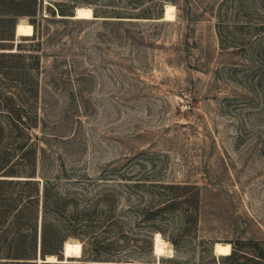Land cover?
I'll use <instances>...</instances> for the list:
<instances>
[{
	"label": "rangeland",
	"instance_id": "374dc122",
	"mask_svg": "<svg viewBox=\"0 0 264 264\" xmlns=\"http://www.w3.org/2000/svg\"><path fill=\"white\" fill-rule=\"evenodd\" d=\"M79 8L95 19H73ZM0 20L12 21L0 24V177L18 178L0 185V264L17 263L18 233L38 253L15 217L41 212L46 180L52 210L80 230L52 216L49 248L61 247L47 255L80 242L71 264H205L230 244L240 264H264L251 261L264 250V0H0ZM21 21L33 36L15 37ZM112 198L109 231L99 211Z\"/></svg>",
	"mask_w": 264,
	"mask_h": 264
},
{
	"label": "trees",
	"instance_id": "16d2710c",
	"mask_svg": "<svg viewBox=\"0 0 264 264\" xmlns=\"http://www.w3.org/2000/svg\"><path fill=\"white\" fill-rule=\"evenodd\" d=\"M14 5L18 7V4L15 3ZM14 12H18L20 15H26V13H27V11H23L22 8L17 9V11H14ZM63 16H65V15H63ZM1 23H6V24L10 25L12 23V21L11 20H8V21L0 20V24ZM0 44H2V43H0ZM1 51H3V50L0 49V52ZM11 51H13V50H11ZM10 53H14V52H10ZM0 54H4V53H0ZM2 68H4L3 63L0 64V69H2ZM13 121L16 122V123H14V125L11 124V126H13V127H15L16 124H19L22 126L25 124L23 120H21L20 118H17V117L16 118L13 117ZM17 148H18L17 150H20V151L22 150V151H24V154H26V153H28V151L30 149H32V143L25 141L23 143H20V145H18ZM29 178L30 179L27 180L26 182H36L35 180H37V179H35L36 177H35L34 173H31ZM13 179H18V178L0 177V185H6L7 182H13L14 181ZM50 182L51 181L46 180L43 187H42V190H41L43 197L41 200V208H40V210H41L40 213L42 214L40 228H39V222H38L39 214H40L39 213V201H37V207L34 209V211H31V213H27L26 208H21L17 211L16 217H15V223L17 225L18 230H20V227H22V225L24 224V218H27V222L30 225V232H31L30 237H31V240H33V242L35 244H37L38 253H36V256L33 255V258H27V257H30L32 255L24 253L25 252V251H23L24 249H21L20 247H18L17 241H21L24 238L23 235L18 233L16 235V237L14 238L13 242L8 244V250L9 251H8V253H6L7 257H13V258H9V259H17L18 260L17 263H12V264H38V263H36V261H37L39 256H41V258H43V259L47 256H57L60 259L63 258L62 253L56 254V255H47V253H49L51 251H53V252L58 251V249L61 247V243L59 241V244H57L55 248H53V249L49 248L50 240L52 239L51 237L54 235L53 231H51L52 226H51L49 221H53L52 216H58V217L63 218L65 223L70 225V227L72 228L74 226L75 222L77 221V219H79V218L77 215L68 216V215H65L64 213L58 214V212H54L52 210L51 201L49 200V196H48L49 195L48 190H49V188H51V186L49 185ZM9 184H11V183H9ZM39 195H40V190L37 187L36 195H35V197L31 196L32 198L30 199V201H34V200L38 199ZM107 201H108L107 207L109 206L107 208L108 210L105 212L99 211V213L106 215V219L108 222H110V225L108 226V228L106 227L104 230L108 229L110 231L111 229H114L116 226L117 227L119 226L120 218H119V216L116 212V209H115L116 200H113V198H112L109 200L107 199ZM169 207H171V206H169ZM10 209H11V206L8 205L7 211H9ZM138 212L139 211H137V213ZM148 213L149 212H146L145 217L147 216ZM2 215H4V214H2V212H0V219H1L0 220V232L2 231V226L5 222V219H4L5 217ZM84 215L88 216L87 214H84ZM158 215L161 216V213L158 212ZM152 216H154V215H152ZM117 227L115 229H117ZM73 228L74 229H70L71 231H69V232H74L72 234L77 235V233L80 230L77 229L75 226ZM156 230H159V232L163 236H165L163 229H157L156 228ZM109 233H111V232H109ZM170 241H172L174 243L175 247H177V244L174 241V239H170ZM147 244L149 246H151L150 239H147ZM84 245H83V252H85V246ZM83 252H82V254H83ZM257 255L258 256L253 255L254 258H252L251 261L256 262L255 261L256 257L264 261V250L259 251V253H257ZM245 257H246V254L241 249L233 247L232 252L229 256H221L219 258H216L214 255L212 256L209 253V256H208L209 261H206V262L203 261V263H205V264H227V263L240 264V259L245 258ZM93 259H94L93 262H104V261H101V257L98 255L97 251H95V254L93 255ZM105 262H110V261H105ZM71 263H74V261L71 260L69 263H49V264H71ZM256 264H258V263H256Z\"/></svg>",
	"mask_w": 264,
	"mask_h": 264
},
{
	"label": "bare ground",
	"instance_id": "6f19581e",
	"mask_svg": "<svg viewBox=\"0 0 264 264\" xmlns=\"http://www.w3.org/2000/svg\"><path fill=\"white\" fill-rule=\"evenodd\" d=\"M174 8L175 7L171 5L166 6L165 15H164L163 20L165 21L173 20ZM72 18L76 20H91V19H95V16L91 8H79L75 16H73ZM16 26H17V35H18L17 38L33 36L34 27L32 24L21 21ZM154 242H155L154 243V255L157 257H163L171 249V248L169 249L170 243L164 241L161 234L159 233L156 235ZM216 245H217L218 253H220L222 256H229L231 254L232 247L230 244H216ZM64 248H65L66 261L49 260L48 262H46V264L69 263L72 258H79L82 256L83 245L80 242H67ZM36 263L38 262L36 261ZM42 263L43 262H40L38 264H42Z\"/></svg>",
	"mask_w": 264,
	"mask_h": 264
},
{
	"label": "water",
	"instance_id": "95a60500",
	"mask_svg": "<svg viewBox=\"0 0 264 264\" xmlns=\"http://www.w3.org/2000/svg\"><path fill=\"white\" fill-rule=\"evenodd\" d=\"M17 26L15 27V37H17ZM65 246V245H64ZM232 250V248H231ZM213 255L216 257V258H219L220 256H222L220 253H218L217 251V245L215 244V246L213 247ZM62 256L63 258L60 259L59 257L57 256H47L45 257L44 259L41 258V256L38 257L37 259V262L40 263V262H43L42 264H46V262H48L49 260H56V261H66V255H65V248H63V252H62Z\"/></svg>",
	"mask_w": 264,
	"mask_h": 264
}]
</instances>
